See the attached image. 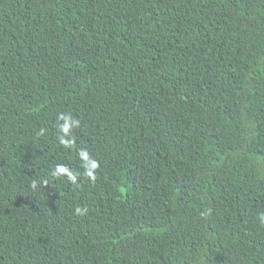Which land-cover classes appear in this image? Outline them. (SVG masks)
<instances>
[{
  "label": "trees",
  "instance_id": "16d2710c",
  "mask_svg": "<svg viewBox=\"0 0 264 264\" xmlns=\"http://www.w3.org/2000/svg\"><path fill=\"white\" fill-rule=\"evenodd\" d=\"M262 212L264 0H0V264H264Z\"/></svg>",
  "mask_w": 264,
  "mask_h": 264
},
{
  "label": "clouds",
  "instance_id": "9594fccd",
  "mask_svg": "<svg viewBox=\"0 0 264 264\" xmlns=\"http://www.w3.org/2000/svg\"><path fill=\"white\" fill-rule=\"evenodd\" d=\"M56 128H57V142L64 148H71L75 143V139L72 136V130L76 129L80 125V121L74 118L70 113L60 112L56 115ZM47 129L40 128L36 133L38 137H42L46 134ZM77 156L80 160V166L83 172H77L69 166L58 163L54 165L51 175L56 178H66L68 182L73 185H77L81 174L88 180L94 182L96 180V170L99 168V162L93 159L87 149H80L77 152ZM37 181L33 180L31 187L36 189ZM47 183V181H43ZM76 215H84L87 213V208L76 207L74 209ZM261 226H264V212L259 213L257 217Z\"/></svg>",
  "mask_w": 264,
  "mask_h": 264
}]
</instances>
